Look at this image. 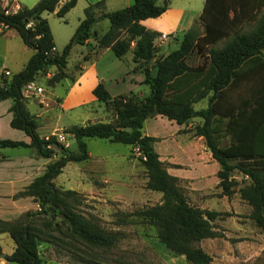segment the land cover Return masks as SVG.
I'll return each mask as SVG.
<instances>
[{
	"label": "trees",
	"instance_id": "obj_1",
	"mask_svg": "<svg viewBox=\"0 0 264 264\" xmlns=\"http://www.w3.org/2000/svg\"><path fill=\"white\" fill-rule=\"evenodd\" d=\"M76 0H37L33 5L21 4L14 11L5 12L0 5V23L14 28L21 40L33 49L24 66L7 77L0 78V99L9 98L11 104L10 124L24 130L29 142L0 138L3 146H32L38 155L58 156L49 161L44 171L35 176L16 195H32L39 204L37 210H27L13 220L0 219V231H6L14 242V248L2 256L20 264H42L39 241H50L59 250H65L77 264H107L92 253L93 247L109 248L115 245L117 235L104 228L94 217L81 209L82 193L71 188H60L53 178L68 160L81 161L89 157L85 138L107 137L112 141L138 145L145 158L138 157L145 168V187L161 193L158 202L142 206L134 213L146 217L155 227L156 236L171 251L181 253L193 264H208L211 255L197 244L205 237L218 235L215 219L229 214L227 211L200 207L189 201L178 177L169 173L154 149L151 135L141 131L146 117L165 115L177 123L187 122L194 116L202 118L194 125V134L202 135L212 156L219 164L218 186L221 193L230 195L238 185L240 197L251 206L249 216L257 225L264 227V78L248 89L242 102L229 113L223 108L222 94L240 77H254L264 68V0H205L200 18L203 31L190 26L182 34L177 48L156 56L154 38L158 31L147 28L140 20L157 16L164 11L168 0H132L120 8L103 11V0L89 2L84 15L75 27L71 39L60 51L54 45L52 32L44 11H54L62 17ZM100 9L98 12L97 10ZM108 18V28L97 38V44L110 46L121 57L131 50L134 69L140 68L143 81L149 84V93L141 99L130 96L111 97L101 82L92 89L98 100L113 110L111 121L73 123L63 129L73 142L65 145L56 134L40 136L37 121L25 105L22 86L36 80L40 73L54 65L55 70L48 84L67 76V56L74 43H83L92 34L93 23ZM253 20L249 30L237 27L239 19ZM219 46L212 45L220 40ZM133 42V43H132ZM205 53L213 66L212 75L205 89L212 90L208 105L195 109L191 98L177 99L169 94L172 80L190 68L186 58L192 51ZM263 56V58L261 57ZM250 68H243L245 63ZM73 80V77L70 76ZM223 116H228L222 130ZM225 137L222 142L220 138ZM236 158L238 162H232ZM242 161V162H241ZM237 168L241 174L238 181L233 175ZM245 178L248 180L245 182ZM36 218H40L37 223ZM56 231L57 233H54Z\"/></svg>",
	"mask_w": 264,
	"mask_h": 264
},
{
	"label": "crops",
	"instance_id": "obj_2",
	"mask_svg": "<svg viewBox=\"0 0 264 264\" xmlns=\"http://www.w3.org/2000/svg\"><path fill=\"white\" fill-rule=\"evenodd\" d=\"M63 1L65 0H60V3ZM94 1L96 0H87L86 5ZM168 1L167 8L159 15L149 16L140 20L147 28L158 31V36L154 38V43L157 47L156 56L167 53L173 41H179L180 43L182 34L190 26L195 25L200 31H203L204 28L200 13L205 0ZM12 2L17 5L13 10L23 4L16 0H12ZM107 2L111 3L110 0H103L101 5L103 11L111 10L105 7ZM124 3L120 7L131 4L132 0H125ZM45 12H42L44 17ZM104 18L97 19L93 23L91 36L81 43L84 49L81 51L83 58L81 62L75 63V65H78L76 74L72 75L71 71L65 69L67 76L53 84L47 83L49 89L45 87L46 85L35 80L43 88L42 91L36 95L25 96V105L37 121L36 130L40 136L62 133L69 144L73 141L70 142L69 134L63 131L65 127L73 123L84 124L94 121L106 122L113 120L115 116L113 110L103 101L98 100L92 92L93 87L98 82L104 85L111 97H123L125 99L133 96L141 99L149 93V84L143 81V73L140 68L134 69L136 62L132 61L131 50L118 57L109 45L98 46L97 38L108 27L98 31L94 26ZM250 22H253V20L241 18L237 23V27L242 30H249L250 28L244 29V26ZM7 29L0 23V35L5 34ZM51 32L55 48L60 51L62 48L58 49L52 29ZM70 39L71 37L68 42ZM216 43L212 45L217 46L215 45ZM24 45L26 54L19 69L24 66L33 52L32 48L26 44ZM74 46L75 43H72L70 51ZM261 57L263 58V56ZM186 61L190 68L172 80L168 93L177 99L189 97L195 109L204 108L208 105V98L212 94V90H206L205 87L209 77L212 75L213 66L209 63L205 53L200 54L195 50L187 56ZM75 65L73 68H75ZM242 66L245 69L250 68L252 63L248 62ZM3 67L8 69L5 65ZM254 67L255 69H260L259 72L255 73L254 77L244 76L238 78L236 83L222 94L221 102L223 103V108L229 107V110L225 109L223 113H229L233 107H235L233 113H237L238 104L242 102V97L247 95L248 88L264 78V68H260L258 64H255ZM48 69H51V72L46 70V78L51 76L55 66L52 65ZM3 70L0 71V78ZM70 76L73 77V80ZM243 81H247L249 84L246 93L242 96ZM57 84L62 86V93L55 91ZM100 102L103 104L102 113H99L95 107ZM10 104L11 100L9 98L0 99V138L29 142L30 137L24 130L11 126L10 119L12 114L8 110ZM227 118L228 116H223L222 118L223 132H225L224 124ZM201 122L202 118L200 116H194L187 122L177 123L174 119L167 118L165 115L155 114L144 119L141 131L143 134L151 135L155 138L153 146L158 152L160 160L169 173L178 177L187 198L189 196L192 199L190 201L188 198L191 203L200 207L207 206L206 208L209 209L221 210V208L215 206L218 202L215 192L221 193V188L217 184L219 180L217 176L219 164L212 156L203 136L194 134V125ZM99 138L110 140L107 137ZM125 144V149L122 152H117L114 157L99 156L95 166L82 164L83 160H68L61 171L53 178L55 185L60 188L75 189L82 193L83 196H93L95 193H103L104 185L112 183L113 189H117L115 196H133L135 191L146 188L147 177L144 171L141 172L143 175L139 178L140 171L144 170L143 165L138 164L136 159L130 155V144ZM88 154L89 157L87 159L91 156L89 150ZM57 156L58 153H54L51 156H40L32 146L0 147V219L13 220L27 210L39 209L38 201L32 195H16V193L24 189L35 176L41 174L46 164ZM92 176L98 178L95 183L92 181ZM96 183L98 187H96ZM158 194L160 199L161 193L159 191ZM231 194L234 196L232 195L231 197ZM231 194L221 193L220 201L225 200L226 203L230 201L229 208L232 205L233 209L238 211L234 206H236L235 203H238L237 201H241V198L237 190ZM228 196L232 200H229ZM203 201L207 202L206 205H204ZM233 201L235 203H232ZM242 204L245 205V211L250 212V204L243 199ZM222 209L228 210V208ZM13 248L14 242L9 234L6 231H0V253H9ZM10 262L0 255V264H11Z\"/></svg>",
	"mask_w": 264,
	"mask_h": 264
},
{
	"label": "rangeland",
	"instance_id": "obj_3",
	"mask_svg": "<svg viewBox=\"0 0 264 264\" xmlns=\"http://www.w3.org/2000/svg\"><path fill=\"white\" fill-rule=\"evenodd\" d=\"M16 1L27 6H31L36 2V0ZM110 2H107L105 7L111 10L120 8V6L125 4V0H110ZM86 3L87 0H77L76 4L62 17L57 16L53 11L45 12V17L53 30L59 50L64 43L68 42L79 19L83 17ZM0 5L9 9L17 6L12 0H0ZM97 11L99 12L100 9ZM253 24V22L247 23L244 29L251 28ZM108 25L109 20L104 18L94 27L99 31L106 29ZM5 32V34L0 35V71L4 69L3 66L5 65L11 71V73L5 74L9 77L12 73L20 70L26 50L15 29L8 28ZM223 42L224 40H221L215 45L219 46ZM178 45L179 41H173L169 50L177 48ZM83 50L81 43H75V46L67 56L65 69L71 71L72 75L78 72V65H75V63L82 61L81 51ZM74 65L75 68H73ZM50 70L47 69L48 72H51ZM46 72L38 74L36 81L46 85L45 87L49 89V85L46 82L47 78L45 77ZM248 84L247 81L242 82V96L246 93ZM55 91L62 93V86L57 84ZM102 106L101 102L95 105L99 113H102ZM225 139V137L220 138L222 142ZM85 140L91 153L89 159L81 162L85 165L95 166L99 156L114 157L117 152H122L126 147L125 143L112 142L106 138L86 137ZM8 148H11V146H8ZM130 155L136 159L138 164H142L137 154L134 153L133 147L130 149ZM231 161L238 162L236 158H232ZM142 167L144 168V166ZM144 171L145 168L140 171L139 178L142 177L143 173L141 172ZM232 173L236 180H241L242 176L237 168L233 169ZM91 178L94 183L98 180L94 176ZM243 180L246 182L248 178ZM95 185L98 187L97 183ZM238 185L234 186L233 191H238ZM104 186L103 193H95L93 196L84 195V200L80 206V209L85 214L94 217L104 228L115 232L117 235L116 243L112 247L97 246L91 249L99 260L107 264H193L187 261L183 254L168 249L158 240L154 225L146 217L134 213L135 209L158 202L159 194L157 190L141 188L135 191L133 196L123 197L115 196L117 189H113L112 183ZM215 195L216 200H218L215 206L229 212V214L215 219V229L219 232L218 235L205 237L197 242L199 246L211 255V260L208 264H264V227L257 225L249 216V212L245 211L246 208L242 204L240 195L241 201H237L238 203L232 202L235 203L236 206L234 207L238 211H235L232 205L229 208L230 201L229 203H226L225 200L220 201V192H215ZM232 195L230 196L232 197ZM188 198L190 199L189 196ZM203 203L206 205L207 202L203 201ZM222 208H228V210ZM36 221L39 223L40 218H36ZM54 233L57 232L54 231ZM38 250L42 264H77L71 260L67 251L57 249L50 241H39ZM10 263L20 264L16 261H11Z\"/></svg>",
	"mask_w": 264,
	"mask_h": 264
},
{
	"label": "built area",
	"instance_id": "obj_4",
	"mask_svg": "<svg viewBox=\"0 0 264 264\" xmlns=\"http://www.w3.org/2000/svg\"><path fill=\"white\" fill-rule=\"evenodd\" d=\"M16 10V9H14ZM13 9H9L8 7H6L5 12L7 11H14ZM51 49H56L55 46H52ZM4 74H9L10 71L8 69H4L3 70ZM42 87L40 85H38L36 83V81L34 80H30L28 82H26L23 86H22V93L24 96H29V95H36L38 93H40L42 91ZM57 138L59 141H61L62 143H64L65 145H67L68 140L65 139L64 135L62 133H58L57 134ZM133 151L135 154H137V157H141L142 159L145 158V154L143 153V151L139 148L138 145H134L133 146Z\"/></svg>",
	"mask_w": 264,
	"mask_h": 264
},
{
	"label": "water",
	"instance_id": "obj_5",
	"mask_svg": "<svg viewBox=\"0 0 264 264\" xmlns=\"http://www.w3.org/2000/svg\"><path fill=\"white\" fill-rule=\"evenodd\" d=\"M72 43H74V40H72ZM73 140H74V138H71V139H70V142L73 141ZM0 255H1V256L3 255L2 252L0 253Z\"/></svg>",
	"mask_w": 264,
	"mask_h": 264
}]
</instances>
